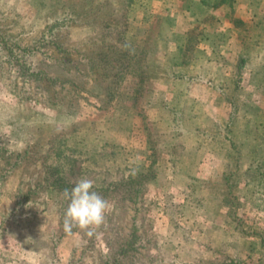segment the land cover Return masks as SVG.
I'll return each mask as SVG.
<instances>
[{
	"label": "rangeland",
	"instance_id": "374dc122",
	"mask_svg": "<svg viewBox=\"0 0 264 264\" xmlns=\"http://www.w3.org/2000/svg\"><path fill=\"white\" fill-rule=\"evenodd\" d=\"M239 1L0 0V264H264V0ZM62 141L69 183L141 174L92 236L34 187Z\"/></svg>",
	"mask_w": 264,
	"mask_h": 264
},
{
	"label": "trees",
	"instance_id": "16d2710c",
	"mask_svg": "<svg viewBox=\"0 0 264 264\" xmlns=\"http://www.w3.org/2000/svg\"><path fill=\"white\" fill-rule=\"evenodd\" d=\"M202 2H205L206 0H201ZM222 1V0H218ZM223 1H229V3H232V0H223ZM64 147L65 142L62 141L60 143ZM63 151H66L67 153L64 154ZM75 150L73 148H59L54 151V154L51 155L53 157V163H51L49 168L51 171H49L48 175H43L40 177L36 182H34V187H41L45 193L47 191H55V193H58V197L61 203L64 202V197L62 195L64 189H69L74 186L75 182L69 183L68 181H65L63 177L61 176V164L63 162L69 163V165H72L74 162V159L71 158L72 152ZM50 157V158H51ZM55 159V160H54ZM63 159V160H62ZM45 161V160H44ZM134 172H129L125 177H122L120 179H117L115 181L108 182V184H100L96 185L94 184L92 191L97 192L101 197L105 199L108 195V190H110L111 193H109V198L111 199H117L121 202H130L134 201V197L138 194V191L141 188L142 181L140 180L141 174L140 172L137 173L138 178L133 177ZM31 187V186H30ZM23 195L22 197H24ZM20 197L16 196L14 199V202L16 205H18V202L20 201ZM49 197L44 196L43 199L40 200V203L43 205L47 204V200ZM65 202L68 203L69 201L65 200ZM64 202V203H65ZM58 206V205H57ZM60 207V204L59 206Z\"/></svg>",
	"mask_w": 264,
	"mask_h": 264
},
{
	"label": "clouds",
	"instance_id": "9594fccd",
	"mask_svg": "<svg viewBox=\"0 0 264 264\" xmlns=\"http://www.w3.org/2000/svg\"><path fill=\"white\" fill-rule=\"evenodd\" d=\"M94 182L91 179H78L74 186L64 189L62 195L69 201L63 219V230L70 234L74 227L87 230L92 236L94 230L105 221V213L110 210L109 202L97 192L92 191Z\"/></svg>",
	"mask_w": 264,
	"mask_h": 264
},
{
	"label": "crops",
	"instance_id": "0c3cea01",
	"mask_svg": "<svg viewBox=\"0 0 264 264\" xmlns=\"http://www.w3.org/2000/svg\"><path fill=\"white\" fill-rule=\"evenodd\" d=\"M163 1V2H162ZM161 3H163V5L168 6L169 9H172L173 12H175V17L176 20H178V22L182 21L183 23L185 22H189L190 19V14H192V12H195L196 8H201L205 10L206 14H212L215 15V13L218 15L219 10L225 8L224 10H226L227 12L233 8L235 11L241 10L240 7H242L243 3L241 1H237L236 3H229V1H218V0H206L205 2H202L201 0H170L165 1V0H161ZM193 3V4H192ZM233 4V7H232ZM256 5V3L254 4ZM227 8V9H226ZM226 12V13H227ZM225 12L223 14V17H219V21L222 22L220 29L222 30H217V31H221V33H223L225 30H229L230 35L232 33H234V29L232 30L231 28V23L233 22V18L230 20L229 18H225L223 19L225 16ZM237 16H234V18H241L239 17L238 14H236ZM232 17V16H231ZM217 19V18H214ZM243 21V20H242ZM200 22V21H199ZM213 22H216L215 20H213ZM222 25L224 26V28L222 27ZM214 26V24H213ZM207 29V28H206ZM207 30H210V28H208ZM213 29H211L212 31ZM216 32V30H215ZM213 33V32H212ZM228 33V35H229ZM229 35V36H230Z\"/></svg>",
	"mask_w": 264,
	"mask_h": 264
}]
</instances>
